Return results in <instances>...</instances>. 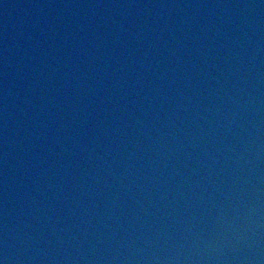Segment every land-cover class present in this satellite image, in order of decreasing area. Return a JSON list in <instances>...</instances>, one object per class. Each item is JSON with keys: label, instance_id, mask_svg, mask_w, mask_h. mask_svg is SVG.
I'll return each instance as SVG.
<instances>
[{"label": "water", "instance_id": "1", "mask_svg": "<svg viewBox=\"0 0 264 264\" xmlns=\"http://www.w3.org/2000/svg\"><path fill=\"white\" fill-rule=\"evenodd\" d=\"M0 264H264V0H124L0 161Z\"/></svg>", "mask_w": 264, "mask_h": 264}]
</instances>
